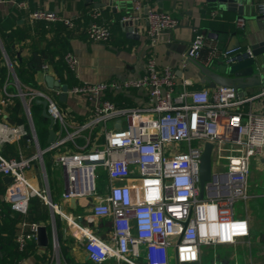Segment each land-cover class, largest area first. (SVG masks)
<instances>
[{"label":"built area","instance_id":"built-area-1","mask_svg":"<svg viewBox=\"0 0 264 264\" xmlns=\"http://www.w3.org/2000/svg\"><path fill=\"white\" fill-rule=\"evenodd\" d=\"M28 2L20 0L17 8L27 14L30 24L75 28L72 19L54 11H29ZM141 9V2L136 1L133 13L121 21H138ZM258 13L264 18L263 4L258 6ZM100 17L99 10L90 13L91 23L85 33L92 42H107L111 37L110 29L98 22ZM145 19L146 34L153 42L179 25L176 18L164 11L147 10ZM243 25L244 19H238L237 26ZM251 54V49L222 50L206 34L194 30L181 67L186 69L190 60L207 68L216 61L229 65ZM63 60L69 71L75 73L76 57L67 53ZM6 63L8 76L0 89V179L12 178L2 195L11 213L27 216L31 199L38 197L55 214L69 222L73 220L52 201L48 188L38 190L26 177L28 170L37 168L47 183L44 155L51 153V167L60 169L66 181L62 199L93 201V216L111 221L108 241L96 238L73 222L74 235L84 241L93 263L102 264L113 258L126 264H200L201 246L233 244L236 239L249 236L248 222L235 216V205L248 198L251 159L264 153V89L256 96L261 111L245 109L250 99L243 92L229 87L191 90L193 80L183 79L178 84L172 68L159 67L154 58H149L141 77L79 83L68 88V95L80 97L91 106L89 120L74 128L58 103L60 90L46 92L22 86L7 58ZM50 71L47 63L40 69L45 76ZM10 86L14 87L13 92ZM131 91H146L147 105L125 107L102 99L108 92ZM36 100L46 102L48 116L58 126L59 134H64L44 150L40 148L31 113ZM16 101L21 110L15 114ZM12 117L21 121L16 123ZM97 136L103 142L100 146L96 144ZM78 138L83 139V144ZM21 142L36 151L24 154L20 150L16 156H4L6 146ZM193 142L197 145L193 146ZM207 143L213 147L212 177L200 199V161ZM216 165L224 170L215 169ZM99 169L107 173L110 182L105 195L97 186ZM132 179L139 182L135 188L128 184ZM6 217V209L1 206L0 226ZM19 226L15 243L23 252L36 239L40 224L22 221ZM140 259L143 263H139Z\"/></svg>","mask_w":264,"mask_h":264},{"label":"crops","instance_id":"crops-1","mask_svg":"<svg viewBox=\"0 0 264 264\" xmlns=\"http://www.w3.org/2000/svg\"><path fill=\"white\" fill-rule=\"evenodd\" d=\"M19 1L1 0L0 30L9 35L10 40L14 41L12 46L15 49L14 54L19 59L18 53H20L21 60H27L34 50L44 48H48L57 61L64 62V56L67 53H72L77 59L75 73L68 71L66 65L62 73L50 65V76L58 81L60 85L65 84L68 88L79 83H99L108 82L112 79L141 77L145 72L146 61L149 58H154L159 67H170L176 72L178 84L183 79H191L194 82L190 87L191 90L209 89L200 82L199 70L193 61L188 62L186 69L181 67L183 55L194 37V30L206 34L207 38L222 50L231 47L232 49L245 51L264 41V18L260 17L258 13V6L260 4L264 5V0H246L243 15H238L234 11L220 10L215 3H209L206 0H163L161 2L158 0H115L114 2L102 0L105 7L100 9L94 8V3L91 0H29V11L47 9L72 19L75 28L70 31L61 24H30L26 19L27 14L18 11L17 3ZM136 1L141 2L142 9L139 15L140 19L134 21L139 23L138 34H135V36L125 29L121 20L124 16L133 13ZM94 10H99L101 13L98 22L110 29L111 37L107 42H92L86 36V29L91 23L90 13ZM147 10L164 11L171 14L179 21L178 27L172 31L162 33L154 42L152 39L148 40L145 19ZM240 18L244 19L242 28L237 26V20ZM0 51L7 72L6 58L13 74L17 77L1 39ZM195 62L202 65L199 61ZM219 65L220 62L216 61L211 68L216 71ZM45 77L38 71L34 76H29L28 81L33 82L36 85L35 88H40L46 92L56 91L55 88L47 87ZM4 83H1L0 89H2ZM25 87L29 88L31 86L25 85ZM263 89V86H258L243 91V94L250 99L245 103V109L251 108L253 111H261L262 107L256 96ZM9 90L13 92L14 87L10 86ZM59 97L58 103L65 119L74 128L89 120L91 106L87 102L80 97L68 95L67 102L62 103ZM102 99L125 107H141L148 103L146 91L108 92ZM37 101L39 100L32 103L31 113L40 148L44 150L63 137L64 134L60 135L58 126L53 125L56 135L55 140L53 143L48 144L50 121L43 116V107ZM40 116L45 119V123L37 124ZM43 127L46 131H43ZM97 139L99 141L96 144L99 146L103 144L99 136H97ZM77 141L80 144L84 142L82 138H78ZM20 150L24 154H32L36 151L35 147H29L25 142H21L6 146L3 154L6 157H12L16 156ZM51 155V153L44 155L47 183L43 179L42 172L37 168L28 170L26 177L34 188L38 190L48 188L52 201L60 206L63 214L70 216L73 220L69 222L67 219L55 214L38 197L32 198L30 202V206L34 208V214L28 213L25 217L11 213L8 211L7 205L3 204L2 206L6 209L8 216L0 226V264H96L88 258L84 241L79 240L74 235L75 225L73 222L81 228L88 229L96 238L102 241H108L110 238L112 233L111 221L109 218L93 216L91 212V202L93 201L79 199L76 200L78 201L76 205H72L70 200L65 201L62 199L66 184L63 172V188L59 187L55 190L48 173L49 170H56L50 165ZM1 180L3 181V178ZM128 184L135 188L139 185V182L132 179L128 181ZM109 185L107 173L100 170L97 179L99 192L104 195L107 194ZM247 195V199L240 200L237 203L235 216L248 222L249 236L238 238L233 244L201 246L200 264L214 262L264 264V153L259 157H255L250 166L247 179ZM40 206L44 208L45 213L40 210ZM30 216L32 217L30 218ZM15 217L19 220L13 225L12 220ZM22 221L35 222L39 223L40 226H45L49 245L46 248H41L37 244V239H34L30 243L28 257L18 261L15 258V250L18 253L20 251L15 243V237L20 231L19 224ZM55 243L56 247H54ZM142 252L144 253V251ZM139 263H143V259H140ZM102 264L126 263L112 258Z\"/></svg>","mask_w":264,"mask_h":264},{"label":"water","instance_id":"water-1","mask_svg":"<svg viewBox=\"0 0 264 264\" xmlns=\"http://www.w3.org/2000/svg\"><path fill=\"white\" fill-rule=\"evenodd\" d=\"M94 3V8L100 9L105 7V3L102 0H91ZM115 0H108V2H114ZM132 1V0H125ZM163 1V0H158ZM209 3H215L220 10L234 11L238 15H243L246 0H206ZM147 12V11H146ZM123 26L132 35L138 34V22H123ZM135 35V36H136ZM151 38L148 37V40ZM232 49L231 47H229ZM251 56L245 57L243 60L233 63V64H223L220 62L218 69L215 71L212 68H207L200 63L193 61L199 70V79L203 85H206L209 89H215L217 87H229L234 88L240 92L245 91L250 87H264V41H261L251 48ZM20 58V53H18ZM45 82L48 88H55L61 90V95L59 97L60 102L66 103L68 100L67 85H60L52 76L47 75L45 77ZM38 104L43 107V116L50 121L49 124V135L47 142L51 144L55 140V133L53 130L54 122L51 117L48 116L46 112V102L37 101ZM10 123L12 120L8 119ZM117 128L120 127V122L116 125ZM29 138V137H27ZM212 144L207 143L204 147V152L201 156L200 161V174H199V198L204 197L205 185L210 182L212 177ZM5 185L12 182L11 177H3ZM70 203L76 205L78 201L71 199ZM32 216H30L31 218ZM37 244L41 248H46L49 245V239L47 235V229L45 226H40L36 235Z\"/></svg>","mask_w":264,"mask_h":264},{"label":"trees","instance_id":"trees-1","mask_svg":"<svg viewBox=\"0 0 264 264\" xmlns=\"http://www.w3.org/2000/svg\"><path fill=\"white\" fill-rule=\"evenodd\" d=\"M35 24H44V23H35ZM35 24H33V25H35ZM54 25H59V24H54ZM64 28L67 29L66 27H64ZM68 31H70V30H68ZM9 38H10L9 35H7L6 33H3L0 30V39L2 41L3 47L9 56V59L13 65L14 71H15V73H16V75H17V77H18V79L22 85L35 87L36 85H34L33 82L28 81V79H30L29 76L30 77L34 76L38 71H40L42 65L45 63L53 66L55 68V70H58L60 73H62V71L65 69V67H66L65 63L61 60L60 61L55 60L54 57L51 55L48 48L34 50L27 60H21L20 61L18 58H16V56L14 54L15 49L12 47L14 44V41L10 40ZM7 74H8L7 68L3 62L2 52L0 51V85H1V83L3 84L5 82V80L7 78ZM20 110H21V105H20L19 101H16V104L13 108V111L16 114V113H19ZM12 119L16 123H19L21 121V119H19L18 117H12ZM44 121H45V119L42 116H40L37 120V124L45 123ZM42 129H43V131L44 130L46 131V129L44 127ZM3 191H4V184H3V181L0 179V207L4 204L3 200H2ZM33 201H35V200H33ZM34 212H35L34 208L30 206L29 214H34ZM7 216H8V213H7ZM18 220L19 219L17 217H15L12 220L13 221L12 224L15 225L18 222ZM1 244H2V242H1ZM29 247H31L30 244L26 248L25 251L19 252V253L16 252V250H15L16 260L19 261V260H22L24 258H27ZM50 250H51V247H50Z\"/></svg>","mask_w":264,"mask_h":264},{"label":"rangeland","instance_id":"rangeland-1","mask_svg":"<svg viewBox=\"0 0 264 264\" xmlns=\"http://www.w3.org/2000/svg\"><path fill=\"white\" fill-rule=\"evenodd\" d=\"M197 145V143L196 142H193V146H196ZM184 147V150H186V145H184L183 146ZM253 160H254V158H252L251 159V163H250V166H251V164H252V162H253ZM222 164H224V161H222ZM221 169L222 171L224 170V168L223 167H218L217 165L215 166V169ZM214 169V168H213ZM101 169H99L98 170V172L100 171ZM48 173H49V177H50V179H51V181H52V184H54V188H55V190L56 189H58L59 187L60 188H63V176H62V171L60 170V169H56V170H54V171H48ZM36 201V200H35ZM37 202V201H36ZM238 204H236L235 205V212H236V206H237ZM40 210H42V211H44V208L43 207H41L40 206ZM44 213H45V211H44Z\"/></svg>","mask_w":264,"mask_h":264}]
</instances>
